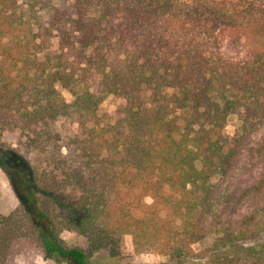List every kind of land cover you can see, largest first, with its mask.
I'll return each mask as SVG.
<instances>
[{"label": "trees", "instance_id": "16d2710c", "mask_svg": "<svg viewBox=\"0 0 264 264\" xmlns=\"http://www.w3.org/2000/svg\"><path fill=\"white\" fill-rule=\"evenodd\" d=\"M108 94L126 100L112 123L98 114ZM63 117L76 124L65 135ZM263 125L264 0H0V150L16 159L0 165L26 201L0 211V264L35 251L93 264L66 230L91 251L128 234L173 264H264V137L252 186L237 197L215 183ZM14 132L25 153L2 140Z\"/></svg>", "mask_w": 264, "mask_h": 264}, {"label": "rangeland", "instance_id": "374dc122", "mask_svg": "<svg viewBox=\"0 0 264 264\" xmlns=\"http://www.w3.org/2000/svg\"><path fill=\"white\" fill-rule=\"evenodd\" d=\"M73 0H53V4L58 8H68L72 4ZM42 19L49 23L50 11L48 9L40 11ZM56 42V41H55ZM225 53L231 57H235L239 54L240 48H235L229 41L223 46ZM58 89L67 102L73 101V95L71 92L60 85ZM94 92H99L101 86L94 84L92 86ZM125 98L116 95L108 94L99 106L98 114L103 122H114L118 115L119 110L125 104ZM239 125V117L236 114L229 116L227 125L224 133L227 137L233 138L236 136V130ZM56 126L61 130L62 134L65 135L69 129H75L76 124L67 117L60 118L56 122ZM264 137V125L256 132L244 136L241 138L240 144H238V150L236 152V158L234 165L227 177L223 175H217L215 183L221 181L227 182L232 181L231 190H234L237 197L247 188L252 186L260 176L263 169L258 158L252 154V147L255 146ZM24 137L19 132L10 133L2 137V140L7 145L18 148L21 152H26L23 147L22 141ZM29 156V155H28ZM15 157L9 152H1L0 150V164L5 168H9L12 164H15ZM0 165V211L8 214L12 212L20 204H26L25 199L19 195L11 186L7 174L3 171ZM148 201L150 198L147 199ZM250 209L245 206L236 211L228 209L225 213V217L238 218L240 215L246 214ZM63 240L73 246L83 247L88 249L89 259L93 264H173L169 261V258L165 255L157 253L153 249L145 251H137L134 247L131 235H122L119 241L118 249L115 253H112L108 249H100L91 251L88 248L87 240L82 235L75 231L66 230L61 233ZM195 244V248H199L203 245L208 244ZM18 261L22 264H60L57 260L47 257L46 255L35 251L32 252L27 258L24 254L19 255Z\"/></svg>", "mask_w": 264, "mask_h": 264}]
</instances>
